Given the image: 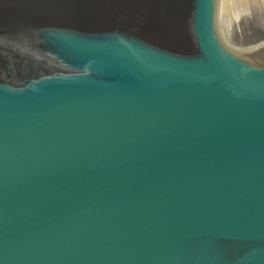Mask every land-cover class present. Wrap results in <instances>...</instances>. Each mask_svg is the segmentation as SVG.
I'll list each match as a JSON object with an SVG mask.
<instances>
[{
  "label": "water",
  "instance_id": "water-1",
  "mask_svg": "<svg viewBox=\"0 0 264 264\" xmlns=\"http://www.w3.org/2000/svg\"><path fill=\"white\" fill-rule=\"evenodd\" d=\"M220 0H0V264H264V42Z\"/></svg>",
  "mask_w": 264,
  "mask_h": 264
},
{
  "label": "rangeland",
  "instance_id": "rangeland-1",
  "mask_svg": "<svg viewBox=\"0 0 264 264\" xmlns=\"http://www.w3.org/2000/svg\"><path fill=\"white\" fill-rule=\"evenodd\" d=\"M219 27L234 48L252 49L264 42V4L261 0H220Z\"/></svg>",
  "mask_w": 264,
  "mask_h": 264
},
{
  "label": "bare ground",
  "instance_id": "bare-ground-1",
  "mask_svg": "<svg viewBox=\"0 0 264 264\" xmlns=\"http://www.w3.org/2000/svg\"><path fill=\"white\" fill-rule=\"evenodd\" d=\"M262 1V3L264 4V0H261Z\"/></svg>",
  "mask_w": 264,
  "mask_h": 264
}]
</instances>
